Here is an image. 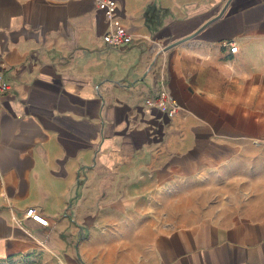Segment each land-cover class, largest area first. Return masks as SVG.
<instances>
[{
    "label": "crops",
    "instance_id": "obj_1",
    "mask_svg": "<svg viewBox=\"0 0 264 264\" xmlns=\"http://www.w3.org/2000/svg\"><path fill=\"white\" fill-rule=\"evenodd\" d=\"M114 1L118 49L97 0H0V264H264V217L150 215L200 174H264V0ZM163 82L174 118L144 105Z\"/></svg>",
    "mask_w": 264,
    "mask_h": 264
},
{
    "label": "rangeland",
    "instance_id": "obj_2",
    "mask_svg": "<svg viewBox=\"0 0 264 264\" xmlns=\"http://www.w3.org/2000/svg\"><path fill=\"white\" fill-rule=\"evenodd\" d=\"M250 163L248 161L243 167L237 164L226 174L203 173L178 184L174 190L158 192L153 200L156 205L150 208L152 227L167 231L203 221L229 225L241 220L261 219L264 217V174L258 175L254 160ZM109 227L107 225V229ZM61 262L58 258L48 260L46 255L31 254L10 264Z\"/></svg>",
    "mask_w": 264,
    "mask_h": 264
},
{
    "label": "built area",
    "instance_id": "obj_3",
    "mask_svg": "<svg viewBox=\"0 0 264 264\" xmlns=\"http://www.w3.org/2000/svg\"><path fill=\"white\" fill-rule=\"evenodd\" d=\"M97 6L105 12L106 17L110 21H115V10L117 4L114 0H97ZM103 40L109 47L114 49L130 45L133 42L132 35L124 26L117 22L113 23L112 30L103 37ZM237 50L238 48L236 46H231L230 51L232 53L237 52ZM11 91L12 86L5 80L0 67V101L8 96ZM144 105L147 108L163 110L169 118H174L179 112V106L167 91L164 82L162 83L160 90L156 92L154 96L145 100ZM33 214V210L28 212L29 216H32ZM13 220L18 226L23 227L17 214L13 215Z\"/></svg>",
    "mask_w": 264,
    "mask_h": 264
},
{
    "label": "water",
    "instance_id": "obj_4",
    "mask_svg": "<svg viewBox=\"0 0 264 264\" xmlns=\"http://www.w3.org/2000/svg\"><path fill=\"white\" fill-rule=\"evenodd\" d=\"M171 47V46H170Z\"/></svg>",
    "mask_w": 264,
    "mask_h": 264
}]
</instances>
